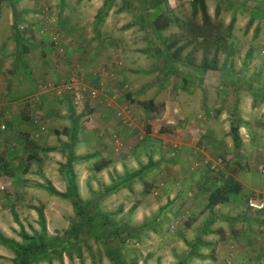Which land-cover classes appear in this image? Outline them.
Returning <instances> with one entry per match:
<instances>
[{"label": "crops", "instance_id": "0c3cea01", "mask_svg": "<svg viewBox=\"0 0 264 264\" xmlns=\"http://www.w3.org/2000/svg\"><path fill=\"white\" fill-rule=\"evenodd\" d=\"M43 1L3 0L0 5V121L6 126L0 130V156H76L71 169L81 198L106 190L116 198L123 194L130 205L126 211L136 206L130 215L133 224L160 213L169 214L174 222L189 213L193 224L199 225L196 236H191L200 254L193 258L199 264H215L212 258L219 251L234 256L236 248L231 245L238 246L236 241L260 240V235L250 234L247 224L264 226V210L248 209L246 199L253 194L264 197V174L259 169L264 167V103L257 95L259 90L246 84L247 76L183 71L168 74L161 88V76L154 72L139 76L137 90L122 97L135 82L119 72L117 61L121 53H132L131 46L115 41L108 46L113 54L108 63L102 61L101 51L89 59L91 65L84 70L85 56H77V52L63 56L47 33L38 35L41 24L49 19L45 15L41 20L37 13V5ZM101 6L91 7L94 16ZM68 40L63 41L64 46ZM71 46H75L73 41ZM162 51L166 62L180 66L176 54L165 48ZM103 63H113V78L102 76L104 67L99 66ZM155 63L157 66L159 61ZM93 68L94 75L90 73ZM78 70L85 71H79L83 77L75 76L84 98L76 107L72 91L64 85ZM46 84L53 87L42 89ZM100 85L109 95L90 100L87 89ZM53 88H62V93L56 95ZM45 124L48 129L57 128L49 135V148L38 149L36 145L44 143L39 126ZM232 127L237 128L236 141ZM113 136H118V144ZM3 161L0 159V177ZM141 167L143 171H139ZM230 181L239 184V190L207 207L209 194ZM67 186V175L61 186L53 182L60 192ZM0 233L8 237L1 226ZM7 249L0 242V262L3 256L9 257ZM255 261L263 264L264 259L257 256Z\"/></svg>", "mask_w": 264, "mask_h": 264}, {"label": "rangeland", "instance_id": "374dc122", "mask_svg": "<svg viewBox=\"0 0 264 264\" xmlns=\"http://www.w3.org/2000/svg\"><path fill=\"white\" fill-rule=\"evenodd\" d=\"M129 1V4H125L123 0H44L43 4H39L42 6L37 5V13L41 20H44L46 14L43 10L48 9V17H54V23L51 25L55 32L61 36L62 41L69 39L63 56L73 52H77V56L79 54L85 56L84 70H88L91 65L89 59L95 58L101 51H104L102 61L108 63L109 58L113 56L109 47L115 41L121 45L126 43L131 46L132 50L129 51L132 53H121L122 57H119L117 61L120 67L119 72L124 71L127 78L135 82L130 84V89L127 87V91L125 89L122 92L124 93L122 97L128 95V92L133 94L134 90H137L139 86L136 84L139 81L137 78L141 75L159 72L161 76L159 84L161 88H164L162 79L171 73L174 75L176 72L183 71L214 74L226 72L247 76L246 84L259 90L257 95L264 103V14L259 11V9L264 11V1L205 0L210 15L208 29L204 28L200 10L193 14L192 0H165L159 5L148 8L141 6V0ZM88 3H91V7L102 3L100 8L104 12L101 19H95ZM252 9L256 11H251ZM149 21H156L160 26L166 23L167 25L162 27L157 37L150 26H143ZM31 23L33 27L34 22ZM38 32L39 36L43 33L48 34L39 30ZM72 41L75 46H71ZM162 48H165L169 54H176V57H179L178 68L164 60ZM204 60L208 68L202 67ZM157 61L159 63L156 66ZM107 63L99 66L104 67L100 71L104 78H113L116 70L113 69V63L109 66L106 65ZM79 71L83 72L78 70L72 77L82 76ZM94 72L93 68L90 73ZM164 72L165 74H162ZM52 100L57 102L53 98ZM43 126L45 128L40 131L42 134L40 138H44V143L36 145L38 149L49 148L47 143L49 135H53V130L57 128L53 126L48 129V124ZM31 148L35 151V147ZM66 157L35 156L30 153L28 156H0V159H5L1 169L8 172L4 171L0 177V205L2 206L0 226L6 231L8 238L20 241L18 235L20 226L15 221L13 213H16L19 222L28 233L32 234L33 230H40L38 216L32 206L43 208L49 235L56 232L62 233L68 228L70 221L74 218L72 202L51 194L46 187L47 184L53 186L54 181L55 186L66 183V175L68 177L69 171L66 168ZM75 158L76 156H74V162L77 161ZM252 179L259 181V177ZM155 189L158 190V188ZM108 195L109 193L105 192L98 196L101 208L108 211L116 210L121 206L124 211L122 214H125L130 205L123 194H118L117 198ZM188 214H185V217H176L174 222L170 215L165 213L148 217L147 220L151 225L140 232L138 239H128L123 245L122 252L126 260L131 264H199L196 258L188 255L190 251L188 242H192L191 236H196L195 230L199 227L197 223L193 224L194 219ZM117 216L120 218L121 213ZM249 216L262 219L259 215L249 214ZM124 217L133 223L131 217L125 215ZM207 223L204 225L206 226ZM251 223L253 224H247L248 231L250 234L260 235V240L249 243L236 241L238 246L233 245L232 242H226L236 248H233L236 255L233 256L227 250L219 251L218 257L212 258L213 263L256 264L257 256L264 259V226L257 222ZM235 230L238 231L239 227ZM202 231L206 230L202 229ZM223 234V232L220 233L221 236ZM88 242L91 244V250L82 245L81 255L78 251H72L71 256L68 253L63 254L61 260L44 257L36 264H112L98 241L89 239ZM7 248L9 257L3 256L1 264H13L14 254L8 246ZM237 249H239L238 252H236ZM260 263L264 264V261Z\"/></svg>", "mask_w": 264, "mask_h": 264}, {"label": "trees", "instance_id": "16d2710c", "mask_svg": "<svg viewBox=\"0 0 264 264\" xmlns=\"http://www.w3.org/2000/svg\"><path fill=\"white\" fill-rule=\"evenodd\" d=\"M2 1L3 0H0V5ZM123 1L125 4H129L130 2L129 0ZM163 1L165 0H141V6L143 8L153 7L161 4ZM191 6L194 15L200 10L204 28L208 29L210 15L207 11L205 0H192ZM251 11L256 10L252 9ZM103 12L104 10L99 8L95 15V19H101ZM166 25L167 23L164 26H160L156 21H149L143 24L145 27L150 26L151 31H153L157 37L162 27ZM202 67H209L208 64H206V60L202 62ZM231 132L236 141L238 139L237 128L232 127ZM73 159L74 156L70 154L66 161V168L69 170L66 191L60 192L51 184H47L46 187L51 194L63 199H69L72 202L74 218L70 221L68 228L62 233L56 232L53 235H49L47 233L43 208L32 206L37 213L40 230H33V233L30 234L25 230L21 222H19L16 213H13L15 221L20 226L18 231L20 241L10 239L0 233V242L8 246L14 254L12 258L13 264H36L44 257L61 260L63 254L68 253L71 256L72 251H78V253H80L82 245H85L87 249L91 250V244L88 242L89 239L98 241L102 245L106 257L112 264H131V262L126 260L122 252L123 245L128 239H138L140 232L145 230L148 225H151L150 222L144 220L141 224L137 225L124 217V215L130 217L136 207L135 205H132L125 214H122L124 211L121 206L116 210H103L100 206L99 195L96 196L94 194L89 199H82L77 191V186L73 178L71 169ZM143 169L144 167H141L139 171H143ZM2 171L4 172L5 170L3 169ZM6 172L7 171H5V173ZM233 183L234 182L230 181L212 191L208 196L207 207L212 208L217 203L225 201V196L228 192L238 191L240 187L239 184L233 185ZM111 188H109V190ZM107 192L109 191L106 190V193ZM120 213L121 217L117 218V215ZM188 244L191 247L188 255L199 257L200 254H198L196 248H194L193 242H188ZM79 255H81V253Z\"/></svg>", "mask_w": 264, "mask_h": 264}, {"label": "built area", "instance_id": "2783aa9c", "mask_svg": "<svg viewBox=\"0 0 264 264\" xmlns=\"http://www.w3.org/2000/svg\"><path fill=\"white\" fill-rule=\"evenodd\" d=\"M44 13L48 16V9L44 8ZM53 20L51 18L47 19L46 22L42 23V26L39 28V31L42 32H48L49 34V40L50 42L56 47L57 51L60 52V54H63L65 52V47L64 43L62 41L61 36L55 32L53 29V26L51 25ZM74 79H71L69 81H66L67 83L64 85L66 89H69L72 91V97H73V102L74 105L80 106L82 103L83 97V88L78 84V80L76 81ZM47 87H53L52 84H47L42 86V89L46 90ZM62 88H53V91L55 92L56 95H59L62 93ZM107 89L104 86L101 87H91L87 89V96L90 100H98L103 98L106 95ZM102 96V97H101ZM44 126H40V131L44 130ZM6 126L4 123L0 121V130H5ZM113 140L115 143L118 144V136H113ZM260 171L264 174V167L259 168ZM154 194H157V189L153 191ZM246 206L248 209L252 211H262L264 210V197L258 194H253L247 197L246 199Z\"/></svg>", "mask_w": 264, "mask_h": 264}]
</instances>
